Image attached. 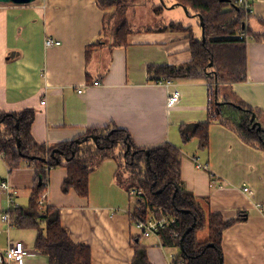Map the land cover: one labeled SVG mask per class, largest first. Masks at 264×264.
<instances>
[{"label": "crops", "instance_id": "0c3cea01", "mask_svg": "<svg viewBox=\"0 0 264 264\" xmlns=\"http://www.w3.org/2000/svg\"><path fill=\"white\" fill-rule=\"evenodd\" d=\"M173 3L164 7L171 9L176 6L170 7ZM104 12L96 0L1 2L0 111L32 108L31 134L38 142L69 140L88 128L111 124L127 130L138 147L166 141L177 146L183 188L206 212L224 220L238 218L222 233V264H264V148L246 143L235 130L216 121L208 124L206 147H200L195 136L184 139L182 124L207 119V83L200 79L149 80V66L177 65L192 56L184 32L161 27L181 21L193 24L200 35L198 22L177 13L167 24L130 27L126 44L115 45L102 33ZM245 26L264 33V0H252ZM47 36L59 43L45 46ZM97 39L101 42L87 58L86 46ZM245 40L246 77L233 83L232 90L264 113V38ZM95 79L101 83L92 85ZM172 91L179 98L167 105ZM115 170L114 159L101 161L89 174L87 196L73 189L62 191L66 167L48 171L45 201L58 208L70 239L89 246L90 264H133L132 235L143 246L148 264H182L170 257V253L179 254V244H170L165 235L139 234L130 219L136 204L117 182ZM34 177L31 166L23 163L9 169L0 155V182L17 190L13 207L28 204ZM7 208L6 194L0 188V264H6L4 250L15 241L27 249L22 264H48L46 256L33 247L34 229L11 225L7 230L1 220ZM197 236L206 237L198 232Z\"/></svg>", "mask_w": 264, "mask_h": 264}, {"label": "trees", "instance_id": "16d2710c", "mask_svg": "<svg viewBox=\"0 0 264 264\" xmlns=\"http://www.w3.org/2000/svg\"><path fill=\"white\" fill-rule=\"evenodd\" d=\"M105 10L103 34L106 35L107 20L120 0H96ZM175 5L186 6L193 18L199 15L203 22L204 37L195 33L193 24L170 21L162 30H176L186 34L190 41L191 59L188 62L149 66V80L200 79L211 88L210 110L204 122L182 124L180 133L184 139L195 136L200 147L208 144V124L216 121L235 130L248 144L264 148V113L242 100L232 84L246 77L244 32L253 39H263L264 33L247 30L246 12L235 0H174ZM164 3L153 8L156 14ZM127 19H122L114 30L112 43L126 44L130 31ZM86 46V57L93 47ZM32 108L21 111H0V155L9 169L23 163L35 170L26 206L9 208L8 215L13 226L36 231L33 247L46 256L48 264H90V248L84 243H74L68 229L61 224L59 210L44 201L38 203L39 194L46 189L48 171L64 166L67 176L62 191L73 189L80 196H87L89 174L107 158L116 161L115 176L127 192L140 187L145 192V203L130 213L131 222L169 214L175 222L167 230L175 229L179 236L177 244L182 251L174 258L182 264H220L222 259L221 236L223 231L238 218L224 220L219 214L204 210L194 195L181 185L180 149L166 141L151 147H138L127 130L114 125L94 126L82 135L55 143L38 142L31 134L34 118ZM253 117V120H251ZM260 123L258 127L257 123ZM190 128V132H186ZM192 228L185 233V230ZM206 230V237L199 239L197 232ZM135 235L131 242L135 250L133 264H148L143 246L138 245ZM174 261V262H175Z\"/></svg>", "mask_w": 264, "mask_h": 264}, {"label": "built area", "instance_id": "2783aa9c", "mask_svg": "<svg viewBox=\"0 0 264 264\" xmlns=\"http://www.w3.org/2000/svg\"><path fill=\"white\" fill-rule=\"evenodd\" d=\"M235 2L243 8V10L247 13L250 11V6L252 0H235ZM239 38H245L248 39L249 36L245 33L241 32L238 34ZM58 40H54L52 37L47 36L44 39L45 46H49L52 44H58ZM156 83L164 82L168 83L169 80H157L154 81ZM101 81L99 79L92 80V85H99ZM81 89H78V92H81ZM179 98V93L177 91H172L166 99V104L171 105L175 103ZM210 100H211V88L209 85H207V109L210 110ZM45 100H41V103L43 104ZM199 167L200 164H197ZM0 188L3 189V191L6 194V203L7 206L13 207L14 204V197L17 194V190L14 188H10L6 181L0 182ZM242 189L247 192L251 193V189L248 186H243ZM128 194L135 199V208L140 209L142 205L145 203V192L140 187H132L128 190ZM46 191H43L39 194L38 203L42 204L45 201ZM7 208V210L9 209ZM4 211L1 214V220L6 223L7 230L12 225L8 211ZM175 222V217L171 216L169 214L161 215V216H155L153 212H150L146 218H136L134 220V225L138 229L139 234L142 236H148L150 234H156V235H165L168 237V241L170 244H177L176 238L179 236V233L175 229L167 230L169 226H172ZM174 241H173V240ZM27 253V249L24 247L22 242L15 241L13 243H10L6 246L4 253H3V261L6 264H22L23 263V257ZM170 257L174 258L176 255L174 253H170Z\"/></svg>", "mask_w": 264, "mask_h": 264}, {"label": "rangeland", "instance_id": "374dc122", "mask_svg": "<svg viewBox=\"0 0 264 264\" xmlns=\"http://www.w3.org/2000/svg\"><path fill=\"white\" fill-rule=\"evenodd\" d=\"M159 2V0H120L121 5L114 8L115 10L112 11L111 17L107 20V29H105L106 38L110 39L113 37L114 30L122 19H128L130 27L138 28L167 24L171 16L174 15L173 17H177V13H180L185 20L188 19L187 16L191 17V15H186L182 6L179 5L171 9L164 7V9L161 10L159 8L158 10L162 11V13L156 14L153 8L157 7ZM173 2L174 0H164V4L166 5ZM192 17L191 20L197 25L198 18ZM175 19L177 20V18H172V20ZM129 197L132 203H135V199L130 195ZM198 234L201 238H204L206 230L198 232ZM171 260H173V258H171Z\"/></svg>", "mask_w": 264, "mask_h": 264}, {"label": "water", "instance_id": "95a60500", "mask_svg": "<svg viewBox=\"0 0 264 264\" xmlns=\"http://www.w3.org/2000/svg\"><path fill=\"white\" fill-rule=\"evenodd\" d=\"M35 0H0V3H13V4H27V3H30V2H33ZM161 3L164 2V0H159ZM175 5V3L171 4L170 7H173ZM184 12L186 15H191L194 17V14H190L189 13V10L186 6H182ZM198 17V26L200 28V35H201V39L202 41L205 40V37H204V27H203V22H202V19L199 15H197ZM251 120H253V117H251ZM258 127H260V123L259 122H256ZM192 228V226L188 227L186 230H185V233H187L190 229ZM180 250L182 251V245L180 244ZM220 264H222V259H220Z\"/></svg>", "mask_w": 264, "mask_h": 264}]
</instances>
